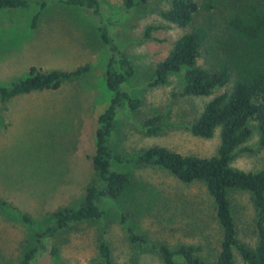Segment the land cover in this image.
Listing matches in <instances>:
<instances>
[{
  "label": "rangeland",
  "instance_id": "374dc122",
  "mask_svg": "<svg viewBox=\"0 0 264 264\" xmlns=\"http://www.w3.org/2000/svg\"><path fill=\"white\" fill-rule=\"evenodd\" d=\"M169 1L148 0L122 17L124 0H99L107 15H120L112 33L135 66L134 75L124 86L142 101L137 112L120 110L113 136L123 160L117 161L116 167L130 172L131 184L120 199L101 201L108 211L106 219L60 235L55 239L60 243L59 256L44 252L34 264H103L98 242L105 226L113 264H163L151 247L130 242L121 223L124 214L150 243H166L172 248L198 245L209 264L216 263L223 231L206 187L185 184L164 168L133 161L153 145L199 156L215 154L220 145V128L213 137L203 138L195 136L188 126L224 88L211 95H180L183 72L171 74L166 84L150 85L155 66L186 31L171 24L145 37L149 25L165 23L159 10L167 8ZM234 1L228 0L221 9L226 12ZM210 18L214 31L221 32L223 15L215 12ZM98 22L89 10L62 2L41 9L32 4L0 10L1 84L27 77L32 67L72 70L92 64L91 71L58 89L21 94L5 104L0 101V197L18 209L0 208V264H22L25 253L35 244L36 229L49 225L58 207L79 203L95 177L92 156L97 119L112 95L105 84L107 50ZM157 114L163 115L160 133L145 134L143 120ZM251 126L254 132L238 148L232 165L256 171L264 166V147L259 146L255 122ZM230 197L238 235L254 245L257 211L252 195L232 190ZM20 214H27L33 224ZM235 256L238 264H246L237 250ZM176 259L178 264H186L182 257Z\"/></svg>",
  "mask_w": 264,
  "mask_h": 264
},
{
  "label": "trees",
  "instance_id": "16d2710c",
  "mask_svg": "<svg viewBox=\"0 0 264 264\" xmlns=\"http://www.w3.org/2000/svg\"><path fill=\"white\" fill-rule=\"evenodd\" d=\"M148 0H124L122 17L128 16ZM228 0H170L167 8L160 9L163 24H151L145 37L153 36L159 29L174 24L186 31L172 44L169 54L159 61L153 70L150 85L166 84L171 74L183 72V96L211 95L217 93L203 108L199 116L188 126L198 137H213L220 128V145L211 156L183 154L167 146L153 145L143 149L133 161L139 165H152L166 169L185 184L200 183L214 199L217 219L223 238L215 264H238L237 250L246 264H264V166L247 171L232 165L237 150L253 134L251 122L259 133V146L264 147V0H235L224 12L221 8ZM54 2L85 8L99 20L97 29L107 50L105 84L111 91L108 106L98 116L95 130V152L92 165L95 177L86 187L83 199L74 205L58 207L53 211L49 225L36 229L35 244L25 253L22 264H34L44 252L57 257L60 243L55 239L71 230L79 229L108 216L102 204L104 199H120L131 184V174L117 169L122 162L114 142V130L118 113L122 108L137 112L142 101L124 86L135 73V66L127 52L112 33L120 15H107L99 0H0V10L28 8L38 4L40 9ZM223 17L221 32H215L212 14ZM224 14H223V13ZM203 14V15H202ZM201 15L204 19H201ZM38 24V14L32 26ZM202 60V61H201ZM92 69L87 63L72 70H42L32 67L27 77L8 85L0 83V101L33 91L55 90L63 83L75 80ZM163 115L143 120L145 134L157 135L161 131ZM232 190L249 191L257 211V242L251 245L238 235L233 213ZM0 208L18 209L0 197ZM28 224H33L27 214H20ZM127 236L135 245L149 246L156 251L163 264H178L176 257L186 264H209L199 252L200 246L181 244L172 248L166 243H150L121 216ZM108 226L99 236L98 249L103 264H113Z\"/></svg>",
  "mask_w": 264,
  "mask_h": 264
}]
</instances>
